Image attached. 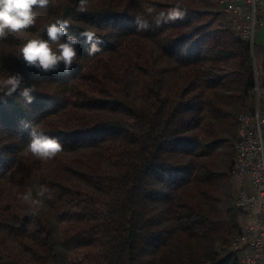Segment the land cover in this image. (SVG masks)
<instances>
[{"label":"trees","instance_id":"trees-1","mask_svg":"<svg viewBox=\"0 0 264 264\" xmlns=\"http://www.w3.org/2000/svg\"><path fill=\"white\" fill-rule=\"evenodd\" d=\"M78 3L51 0L0 41V78L19 72L37 89L31 103L19 91L0 102V264H241L230 170L237 115L255 106L249 42L217 0ZM177 3L186 17L157 27ZM58 19L94 31L102 51L89 57L81 41L68 72L26 67L20 48ZM24 123L64 150L47 162L26 153ZM42 185L50 199L33 217L21 198Z\"/></svg>","mask_w":264,"mask_h":264},{"label":"clouds","instance_id":"clouds-1","mask_svg":"<svg viewBox=\"0 0 264 264\" xmlns=\"http://www.w3.org/2000/svg\"><path fill=\"white\" fill-rule=\"evenodd\" d=\"M51 0H0V41L8 40L33 28L38 20L37 10H46ZM87 0H79L78 11L86 10ZM153 9L148 8L151 14ZM187 11L179 3L170 7L166 12L161 11L155 16L157 27L183 20ZM137 31L148 30L150 23L139 17L134 18ZM68 20H56L46 28L47 39H30L20 48V56L26 67L35 68L42 73L59 70L61 64L64 71L71 70L78 56V47L83 41L89 45L88 56H95L102 51L100 45L103 40L94 31L83 30L78 35L70 33ZM23 75L19 72L8 74L0 78V102L19 91V95L28 103L34 99L36 86H23ZM29 130V143L26 153L37 160L47 162L55 159L64 149L62 143L54 137L39 131L36 125L24 123ZM49 189L40 186L35 193L29 188L22 196V203L27 205L33 217L39 214L44 207L45 199H50Z\"/></svg>","mask_w":264,"mask_h":264},{"label":"built area","instance_id":"built-area-1","mask_svg":"<svg viewBox=\"0 0 264 264\" xmlns=\"http://www.w3.org/2000/svg\"><path fill=\"white\" fill-rule=\"evenodd\" d=\"M221 12L227 16L228 25L249 42L254 55L257 28L264 26V9L261 0H217ZM255 99L253 109H244L237 115L238 139L235 157L230 170L232 179L248 177L251 188L238 190L235 207L239 210L255 209L256 219L244 229L229 237V245L240 252L243 264H264V112L261 104V87L258 81L251 90ZM247 246L257 253L248 252Z\"/></svg>","mask_w":264,"mask_h":264},{"label":"crops","instance_id":"crops-1","mask_svg":"<svg viewBox=\"0 0 264 264\" xmlns=\"http://www.w3.org/2000/svg\"><path fill=\"white\" fill-rule=\"evenodd\" d=\"M263 3V7H264V0H261ZM262 14L264 15V9L262 11ZM254 65H255V70H256V77H257V81L258 83L261 85H264V26L260 25L257 28L256 31V42H255V50H254ZM262 106H263V112H264V99L262 101ZM235 183L238 186V190H240L241 188H245L253 191L249 182L248 177H244L243 179L239 180V181H235ZM240 216V225L242 227V229H244V227L252 222L253 220L256 219L257 216V212L255 209H245L242 210L239 214ZM264 240V237H263ZM247 250L248 252H250L251 254H256L257 251L250 247L247 246ZM240 252H238V255ZM243 264V263H241Z\"/></svg>","mask_w":264,"mask_h":264},{"label":"rangeland","instance_id":"rangeland-1","mask_svg":"<svg viewBox=\"0 0 264 264\" xmlns=\"http://www.w3.org/2000/svg\"><path fill=\"white\" fill-rule=\"evenodd\" d=\"M213 10L214 11H217V12H221V9L218 7V6H216L215 5V7L213 8ZM222 13V12H221ZM222 15H223V17H224V21L225 22H228V18H227V16H225L223 13H222ZM235 144V143H234ZM230 151H231V149H230ZM232 152H233V159H234V157H235V148H234V145L232 146ZM234 182H235V180L234 179H232ZM237 192H238V190H236V192H235V196H236V194H237ZM235 196H234V200H235ZM240 212L242 211V210H239Z\"/></svg>","mask_w":264,"mask_h":264}]
</instances>
